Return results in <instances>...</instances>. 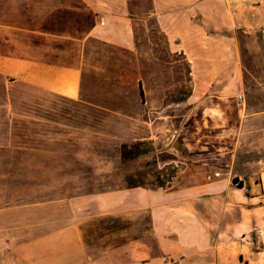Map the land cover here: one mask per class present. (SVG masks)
I'll use <instances>...</instances> for the list:
<instances>
[{
	"label": "crops",
	"instance_id": "1",
	"mask_svg": "<svg viewBox=\"0 0 264 264\" xmlns=\"http://www.w3.org/2000/svg\"><path fill=\"white\" fill-rule=\"evenodd\" d=\"M250 1L0 0V76L7 83L88 112L98 106L86 94L94 79L106 88L112 80L95 46L126 53L142 105L129 131L114 136L150 142L157 168L177 170L161 188H109L1 208L0 264H264L263 251L239 257L249 234L264 236L262 185L236 184L239 151L253 149L260 136L243 129L238 48L221 34L238 28V12L245 18ZM181 61L192 92L176 101L169 91L186 81Z\"/></svg>",
	"mask_w": 264,
	"mask_h": 264
},
{
	"label": "rangeland",
	"instance_id": "2",
	"mask_svg": "<svg viewBox=\"0 0 264 264\" xmlns=\"http://www.w3.org/2000/svg\"><path fill=\"white\" fill-rule=\"evenodd\" d=\"M249 4L245 18L238 12V28L221 34L232 37L238 48V97H243L238 101L246 116L243 129H253L260 136L253 149L239 151L236 184L244 186L254 179L264 194V0ZM157 44L162 45L160 41ZM94 51L107 59L112 80L106 88L94 79L86 94L98 106L89 105L88 112L80 103L22 83H7L0 76V209L158 183L154 152L149 151L152 144L146 141L141 146L142 142L114 136L115 131H129L142 105L136 72H130L133 59L111 47L97 45ZM182 58L173 57L174 61ZM179 63L187 78L169 91V98L176 101L185 100L192 92L189 65ZM101 107L123 112L126 119L108 118L109 113ZM28 120L34 123L28 125L32 131H12L13 123ZM245 242L248 247L247 253L239 256L242 261L251 258V252H264L261 234H249Z\"/></svg>",
	"mask_w": 264,
	"mask_h": 264
},
{
	"label": "trees",
	"instance_id": "3",
	"mask_svg": "<svg viewBox=\"0 0 264 264\" xmlns=\"http://www.w3.org/2000/svg\"><path fill=\"white\" fill-rule=\"evenodd\" d=\"M142 92V91H141ZM142 96H143V92H142ZM24 118H27L26 116H24ZM14 121V119H12V122ZM29 122L26 123V122H15L13 123V126H12V131H32V128H30L28 125H31V124H34L33 121L31 120H28ZM21 126V127H20ZM146 143L142 142V143H139V145L143 146L145 145ZM124 149H128V146H124ZM150 152H154V148H152V150H149ZM148 151V152H149ZM144 154V153H143ZM156 160H154V165H156ZM157 166V165H156ZM171 173L167 176L166 173L170 170H172ZM156 174H155V177L157 178L158 180V183L156 184H152V186H149V188H161V187H165L166 184L172 180V178L176 175L177 173V170L174 166H169L163 170H160L159 168H156ZM163 176H167V177H164V179H162L161 177ZM137 186H143V187H148L147 184H144V183H140L138 185H134V186H131V187H137Z\"/></svg>",
	"mask_w": 264,
	"mask_h": 264
}]
</instances>
